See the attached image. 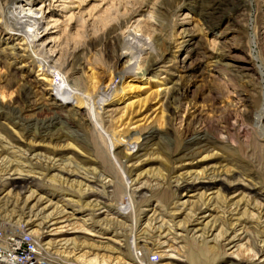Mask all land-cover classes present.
Returning a JSON list of instances; mask_svg holds the SVG:
<instances>
[{
	"label": "rangeland",
	"instance_id": "obj_1",
	"mask_svg": "<svg viewBox=\"0 0 264 264\" xmlns=\"http://www.w3.org/2000/svg\"><path fill=\"white\" fill-rule=\"evenodd\" d=\"M208 2L0 0L5 235L28 233L53 264H264V0ZM21 3L46 17L47 53L79 58L66 76L89 104L8 29ZM152 51L164 62L136 74ZM52 94L74 123L37 129ZM200 123L211 142L187 148Z\"/></svg>",
	"mask_w": 264,
	"mask_h": 264
},
{
	"label": "bare ground",
	"instance_id": "obj_2",
	"mask_svg": "<svg viewBox=\"0 0 264 264\" xmlns=\"http://www.w3.org/2000/svg\"><path fill=\"white\" fill-rule=\"evenodd\" d=\"M209 1H211V2H208V5H207L208 11L210 10V13H212V12H216L219 9V6L222 5V2L224 0H209ZM20 2L21 1H15L13 4H16V3L18 4ZM34 7H35L34 3H27V4L21 3L17 7L16 11L9 13V14L7 13L6 18L8 19V24H9L8 29L11 31H15V33L17 31L18 32L17 35L23 36V38L27 39V41L29 40L28 41L29 44L35 49V52H33L34 55L36 57H39V60L43 63V67L47 66V69H45L46 75L51 77V76H53L52 73H54L52 71L53 70L57 71V73L60 75V80H59V82H57L58 88H56V91L58 93L63 95L64 98H66V99L71 97L77 101L81 100L80 102H82L83 104H85L86 102L89 104V100L85 96H81L78 94H75V97L73 96V94H72L73 93L72 92L73 87H71V85L69 83L70 80L68 81V77L66 76L69 74V78H70V76H72L75 73V70H76L75 65L78 64V62L80 61L79 58L77 57V58L73 59L71 63H67V62L61 63L60 58L58 57L57 53H55V52L47 53L46 52V49L49 46L50 42L47 39L45 40V38L50 33V30L48 28L43 27L46 17L43 16L41 9H34ZM208 11H207V13H209ZM42 27H43V29H42ZM134 53H135V51H125L122 53V56L133 57ZM148 56H149V60H148L145 68H141L137 64L132 63V66H135L136 69L142 70V71H135L136 74L149 71L155 65H158L161 62H164L163 53H159V52L154 53L152 51V52L148 53ZM128 63H130V62H128ZM127 69H128V67H127ZM57 79H58V77H57ZM30 81H31V79H30ZM89 82L92 83V85L88 83L89 86L91 85L90 87H92V90H94V91L98 90L100 81L97 80V77L94 73L91 76H89ZM33 85H34L33 82L32 83L28 82L27 84L24 85V90H23V97L24 98H27L30 95V93L32 92ZM74 86H75V84H74ZM90 90H91V88H90ZM102 90H104V89H102ZM86 93H87V91H86ZM94 95H96V94H94ZM170 95H171V93H169L168 98H170ZM52 96H53V98L50 99V101H51L50 103H45L43 106L40 107L41 113H43V112L47 113L48 115H50V118L49 119L46 118L47 120H45V121L33 122L32 126H34L35 128L37 127V129L50 128L52 125L57 124V123L58 124L59 123H65L69 126L73 125V123H74L72 118L67 117L64 114V112H63L64 110L61 108L59 102L56 101L55 95L52 94ZM93 97H95V96H93ZM174 99L172 98V100H174ZM15 102H20V101H18V99H17V100H15ZM93 102L95 103L94 99H93ZM62 103L63 102L61 101V104ZM90 103H91V101H90ZM92 105L93 104H91L90 106H92ZM93 108H94L93 110L98 111L99 107L93 106ZM85 115H88V113ZM88 116H86L85 120H90V118ZM258 120L264 121V108L262 109V112L259 114ZM97 121H100L102 123L103 117L100 116V118L97 119ZM91 130L93 131L94 134L96 133L94 128L91 127ZM155 132L156 131L151 132L149 137L152 138L156 134ZM223 141H224V139H223ZM201 142H205V143L211 142V138L208 135L204 125L200 123L198 126H196V128L194 130L190 131L189 141L187 143L188 147L187 146L186 147L189 148L192 145L200 144ZM99 145H100V143H99ZM180 149H181V146H180L179 142H176V147L172 150V153L175 154ZM182 149H184V148H182ZM172 196L173 195H172V193H170V191L164 192V199L166 201L170 200L172 198ZM55 223H57V222H55ZM177 227H179V226H177ZM140 241H141V243L145 244L144 240H140ZM37 245L39 246V244H37ZM46 254H47V252H46ZM0 264H26V263L23 261H20L19 259H17L15 256L11 255L8 252H0Z\"/></svg>",
	"mask_w": 264,
	"mask_h": 264
},
{
	"label": "built area",
	"instance_id": "obj_3",
	"mask_svg": "<svg viewBox=\"0 0 264 264\" xmlns=\"http://www.w3.org/2000/svg\"><path fill=\"white\" fill-rule=\"evenodd\" d=\"M6 240L7 242L4 243ZM45 251L47 248L42 245L37 250L35 242L28 239L26 232H21L20 239L17 240L13 239L10 234L5 235L0 230V252H8L26 264H53L54 261L44 253Z\"/></svg>",
	"mask_w": 264,
	"mask_h": 264
}]
</instances>
